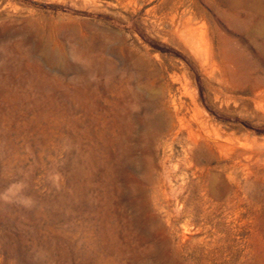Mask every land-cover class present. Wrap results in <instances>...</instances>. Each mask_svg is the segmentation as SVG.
Masks as SVG:
<instances>
[{"label": "rangeland", "instance_id": "374dc122", "mask_svg": "<svg viewBox=\"0 0 264 264\" xmlns=\"http://www.w3.org/2000/svg\"><path fill=\"white\" fill-rule=\"evenodd\" d=\"M263 11L0 0V264H264Z\"/></svg>", "mask_w": 264, "mask_h": 264}, {"label": "bare ground", "instance_id": "6f19581e", "mask_svg": "<svg viewBox=\"0 0 264 264\" xmlns=\"http://www.w3.org/2000/svg\"><path fill=\"white\" fill-rule=\"evenodd\" d=\"M227 4H229V3H227ZM190 5H191V3H190ZM256 7H258V6L256 5ZM261 13H262V11H261ZM263 13H264V11H263ZM194 14L195 13L192 12V10H191V8L189 6H185V8H184V1H182V2L180 1V3L178 5L174 6L168 13H166L161 18V21L163 23H165L168 27H170L174 33H176L178 36H181L183 39H185L187 42H189L191 44V46H192L193 44L195 45V42H193V38L195 37V36L193 37V35H194L193 33H195V31H196V30H193L192 29V26H193V24H194V22L196 20L198 21V19H197L198 17L196 18V16ZM199 19H200V16H199ZM261 26H262V23H261ZM204 30H202V31L200 30L201 32H199L198 35H197L198 36L197 39H198L199 43L202 45V48L203 49H201L202 50L201 52L200 51H197L196 52V56H199V58L201 59V61L203 62V64H205L206 66H208V69H210L208 71L209 72V75H210V78L211 79L213 78L216 81V83H218L219 86L222 87V89H224V90H226L228 92V90L230 91V89H228L229 88L228 81H227L226 76H225V73H224L225 69L223 71V69L221 68L220 64L218 65V63L215 60L214 53L212 52V50L210 48H208V43L206 42L205 34L203 32ZM258 34H259V36H261V39L260 38L259 39L262 41V43L264 45V31H261V32L259 31ZM195 38H194V40H196ZM188 46H190V45H188ZM221 62L222 61H220V63ZM226 69H228V68L226 67ZM263 93L264 92H262V94ZM191 117H192V120H193V122H194V124L196 126V128H193V129H196V132L198 134H200V136L207 135L208 139L207 138H205V139H207L206 141L209 142V143H211V144L216 145V144L220 143L219 142V139L221 140V138H219L217 136V134H216L217 132L214 133V134H212V135H210V134H208V132L205 131L206 130V123L203 120V118H201L199 116V113L198 112L195 113V114H192ZM160 122H161V120H160ZM189 122L190 121H188V123ZM184 123H186V122H184ZM184 130L185 131H188V134H191L192 133V128L187 127L186 125H184ZM191 135H193V134H191ZM200 136L198 138H200ZM201 138H203V137H201Z\"/></svg>", "mask_w": 264, "mask_h": 264}]
</instances>
